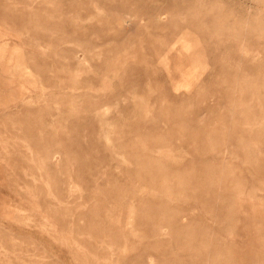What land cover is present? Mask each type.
Here are the masks:
<instances>
[{
	"label": "rangeland",
	"instance_id": "rangeland-1",
	"mask_svg": "<svg viewBox=\"0 0 264 264\" xmlns=\"http://www.w3.org/2000/svg\"><path fill=\"white\" fill-rule=\"evenodd\" d=\"M0 264H264V0H0Z\"/></svg>",
	"mask_w": 264,
	"mask_h": 264
}]
</instances>
